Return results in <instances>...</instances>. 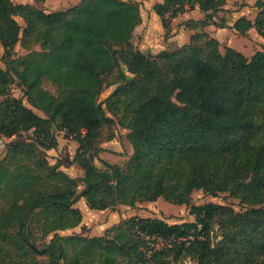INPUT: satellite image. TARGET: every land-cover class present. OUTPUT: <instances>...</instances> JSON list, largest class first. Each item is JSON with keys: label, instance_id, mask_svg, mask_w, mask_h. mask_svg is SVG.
I'll return each mask as SVG.
<instances>
[{"label": "trees", "instance_id": "1", "mask_svg": "<svg viewBox=\"0 0 264 264\" xmlns=\"http://www.w3.org/2000/svg\"><path fill=\"white\" fill-rule=\"evenodd\" d=\"M138 1L81 0L45 13L0 0V264H264V51L250 59L227 46L221 52L218 40L197 32L182 47L141 52L133 43ZM225 5L162 0L152 9L167 39L170 20L196 7L205 17L190 24L225 28L214 21ZM253 7L255 18L231 29L241 37L254 29L264 40V0ZM17 45L28 53L16 58ZM12 82L22 98L9 95ZM107 127L127 132L132 154L100 169ZM30 130L32 138L21 135ZM55 130L76 143L79 178L48 162ZM194 191L227 193L240 210L195 206ZM81 199L91 211L163 199L194 221L134 216L102 236L60 235L81 224Z\"/></svg>", "mask_w": 264, "mask_h": 264}, {"label": "rangeland", "instance_id": "2", "mask_svg": "<svg viewBox=\"0 0 264 264\" xmlns=\"http://www.w3.org/2000/svg\"><path fill=\"white\" fill-rule=\"evenodd\" d=\"M49 2V7H45L44 4ZM60 0H11L14 4H30L36 8L42 9L48 12L59 11L61 9L66 10L71 7H74L79 4L80 0H74L73 3H70L68 7H61L59 9L58 3ZM72 0H64L63 6H66L68 2ZM230 4V8L228 10H224L218 12L214 19L217 25H222L225 22H232L236 17H253L256 16V10L253 5L256 0H247L250 5L247 4L244 0H226V4ZM235 1V3H234ZM140 5V12L144 16L146 15V9L150 8L153 5L154 0H144L138 1ZM234 3V4H233ZM239 4H242V7H239ZM51 6V7H50ZM253 9V11H252ZM255 13V14H254ZM17 21L21 27H24V23L21 19L17 18ZM189 26L192 28H197V32H204L203 28H200L198 31V26L192 25L189 23ZM216 28V27H215ZM230 30V29H229ZM195 32V33H197ZM219 44L220 50L223 52L224 47H230L237 52L241 53L247 59H250L256 52L264 51V40L259 36H246L241 37L236 33L232 34L230 31L225 30L219 34ZM158 40V39H157ZM143 41V38H139V36H135L133 39L134 46L138 48L139 43ZM165 42V41H164ZM158 47H154L155 51H159L161 48V44H163L162 40H158ZM37 50V48H34ZM161 51V50H160ZM28 52L24 50L20 45H17L15 48V57L25 56ZM0 68L5 69L4 64V51L0 45ZM43 88L51 94H56L55 88H53L50 83L44 82ZM113 87L104 90L102 95L100 96V101H104L113 91ZM9 95L13 98L20 99L22 98V93L20 87L17 83L12 82L8 91ZM2 101V98H0ZM29 107V106H27ZM37 115L43 117L42 113L39 111L32 109ZM59 131L55 130V135H57L60 141V147H57L55 150H49L46 152L48 162L51 165L55 163H60L62 165L61 170L70 175L73 178H79L78 176V165L73 163L75 151L77 148L76 143L71 139H66L63 133H58ZM126 133L122 129L118 127H107L103 128L100 146L105 148L99 154L98 158L95 160V165L100 169H104L105 163L110 165H118L123 166L127 159L132 154V148L126 139ZM113 134L115 141H113V145L108 146V142L105 140L109 135ZM5 144V140L0 141V159L2 158V149ZM105 145V146H104ZM107 145V146H106ZM80 190L82 187L79 188ZM214 203L221 206H226L229 208H233L236 211L240 210L239 202L231 198L227 193H220L217 197H211L207 194H204L202 191H194L192 193V204L195 206ZM77 207H84V204L79 203ZM142 217V218H158L165 221L169 225H177L186 222H193L194 218L189 215V210L185 206H176L171 205L165 202L163 199H159L154 203H143L140 205H136L134 208H130L128 206H118L113 211H107L104 214L102 213H94L89 215L86 219L82 220L81 224L77 227V229L71 232V235H78L84 237H98L102 236L105 229H108L120 222L122 219H128L130 217ZM68 235V234H62ZM70 235V234H69ZM182 264H193L189 260L184 261Z\"/></svg>", "mask_w": 264, "mask_h": 264}, {"label": "crops", "instance_id": "3", "mask_svg": "<svg viewBox=\"0 0 264 264\" xmlns=\"http://www.w3.org/2000/svg\"><path fill=\"white\" fill-rule=\"evenodd\" d=\"M63 1L64 0L59 1V3H58L59 9H61V7H68L70 3L74 2V0H72L71 2H68V4H66V6H63ZM245 2L250 5L249 1L246 0ZM158 3H162V0H154L153 5H151L150 8L146 9V15L144 16L143 14H141L142 23L134 31V37L139 36V38H141V39L143 38V41H141L139 43V46H138V49L141 52H151L152 54H157V53L164 51L166 49H175V48H179V47H182V46L188 44L190 36L192 34H194L195 32H197V28L190 27L189 22L201 21L205 17V15L199 10V8L196 7L193 10L186 11L183 14L177 16L176 18L171 19L170 24H169L170 25V35L166 39L164 36V30H163L162 25L160 23V19L158 18V16H156V14L154 13V11L152 9L153 6L155 4H158ZM234 3H235V1H234ZM44 6L49 7V2L47 1L44 4ZM229 8H230V4L227 1V4L225 5L224 9L228 10ZM61 10H63V9H61ZM252 11H253V9H252ZM45 13H50V12L45 11ZM239 18H241V17H239V16L236 17L235 19L232 20V22H225V24H226L225 28H215L214 26H207L203 30H204V32L208 33L212 38L219 40V37H218L219 34H221V32H223L227 29L232 34H235V31L233 29H231V27L233 26V23ZM247 18L250 20H253L252 16L247 17ZM214 21H215V19H214ZM199 30H200V28L198 27V31ZM248 36L249 37H252V36L257 37L259 35L257 34V32L254 29H252L248 32ZM157 39L158 40L161 39L163 42V44H161V46H160L161 51L160 50L155 51L153 49L156 46L158 47V44H157L158 40ZM123 131H125V130H123ZM56 139L58 141V147H60L61 145H60V141H59L57 135H56ZM113 141H115V139ZM113 141L108 142L106 144H108V146H111L114 143ZM102 149L103 150L105 149L103 147V145H102ZM78 174H79L78 176H81V170L80 169H78ZM79 203L84 204V207H79V209L81 210V212L83 214V220L86 219L87 217H89V215H91V214H94V213L104 214L105 212H107V211H91V210H89L85 204L84 199H81L77 204H79ZM76 229L77 228L72 229V230H67L64 232H60V235L68 234V235H62V236H69V234L71 235V232L75 231Z\"/></svg>", "mask_w": 264, "mask_h": 264}, {"label": "built area", "instance_id": "4", "mask_svg": "<svg viewBox=\"0 0 264 264\" xmlns=\"http://www.w3.org/2000/svg\"><path fill=\"white\" fill-rule=\"evenodd\" d=\"M21 135L23 136V137H30V138H32L33 136H34V133H33V130H30V131H28L27 133H21ZM14 138V136L11 138V139H13ZM10 139V140H11Z\"/></svg>", "mask_w": 264, "mask_h": 264}]
</instances>
